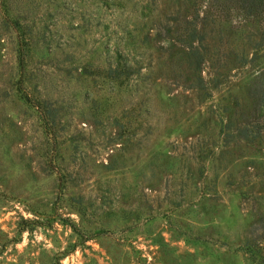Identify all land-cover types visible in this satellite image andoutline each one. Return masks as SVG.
<instances>
[{
  "label": "rangeland",
  "instance_id": "obj_1",
  "mask_svg": "<svg viewBox=\"0 0 264 264\" xmlns=\"http://www.w3.org/2000/svg\"><path fill=\"white\" fill-rule=\"evenodd\" d=\"M0 264H264V0H0Z\"/></svg>",
  "mask_w": 264,
  "mask_h": 264
}]
</instances>
